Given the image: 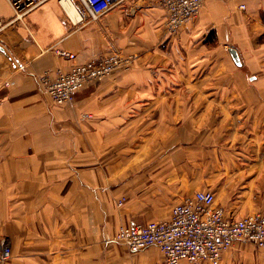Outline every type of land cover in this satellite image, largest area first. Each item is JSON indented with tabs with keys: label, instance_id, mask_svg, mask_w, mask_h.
<instances>
[{
	"label": "crops",
	"instance_id": "obj_1",
	"mask_svg": "<svg viewBox=\"0 0 264 264\" xmlns=\"http://www.w3.org/2000/svg\"><path fill=\"white\" fill-rule=\"evenodd\" d=\"M70 1L77 20L47 0L0 33L5 264H164L156 247L113 239L168 221L198 191L230 219L264 212V0H204L174 33L159 0H123L96 21ZM14 17L0 0V18ZM112 54L131 63L72 104L45 93L41 78ZM254 249L237 242L221 264H264Z\"/></svg>",
	"mask_w": 264,
	"mask_h": 264
},
{
	"label": "built area",
	"instance_id": "obj_2",
	"mask_svg": "<svg viewBox=\"0 0 264 264\" xmlns=\"http://www.w3.org/2000/svg\"><path fill=\"white\" fill-rule=\"evenodd\" d=\"M8 1L15 11V17L7 22L0 18V33L26 18L47 0ZM122 1L79 0L84 7V15L91 21L106 15ZM203 1L159 0L166 11L169 31L178 32L195 19ZM56 52L67 59L75 58L73 53L67 51ZM130 63L129 57L112 54L74 66L67 72L60 71L54 80L45 76L41 78V83L55 105H69L75 101L80 90L91 84L102 83L116 71L127 68ZM89 117L84 116L85 119ZM215 201L213 192L198 191L176 205L168 221L121 226L113 241L124 245L130 253L156 247L164 256V264H221L223 253L240 241L264 249V212L230 219L224 208L216 205ZM123 202L120 201L119 206ZM10 253L9 243L1 241L0 264L9 260Z\"/></svg>",
	"mask_w": 264,
	"mask_h": 264
},
{
	"label": "rangeland",
	"instance_id": "obj_3",
	"mask_svg": "<svg viewBox=\"0 0 264 264\" xmlns=\"http://www.w3.org/2000/svg\"><path fill=\"white\" fill-rule=\"evenodd\" d=\"M120 207V206H119ZM252 245V244H251ZM256 248L254 245H253V249ZM260 249V248H259ZM261 250V251H260ZM258 250V248L254 249V252L250 251L249 253H251L255 258H259L262 257L261 256V252L264 251V249H260ZM263 253V252H262ZM238 264H253L252 262H247L246 259L242 258L239 260ZM255 264H259L258 262H256Z\"/></svg>",
	"mask_w": 264,
	"mask_h": 264
},
{
	"label": "bare ground",
	"instance_id": "obj_4",
	"mask_svg": "<svg viewBox=\"0 0 264 264\" xmlns=\"http://www.w3.org/2000/svg\"><path fill=\"white\" fill-rule=\"evenodd\" d=\"M63 3L65 5V7L69 10V12L72 14L73 19L74 20H77L78 19V16L75 13V8H74L72 2H70L68 0H64Z\"/></svg>",
	"mask_w": 264,
	"mask_h": 264
},
{
	"label": "water",
	"instance_id": "obj_5",
	"mask_svg": "<svg viewBox=\"0 0 264 264\" xmlns=\"http://www.w3.org/2000/svg\"><path fill=\"white\" fill-rule=\"evenodd\" d=\"M230 52L233 55V59H234L235 63L237 65H241L237 52L234 49H231Z\"/></svg>",
	"mask_w": 264,
	"mask_h": 264
}]
</instances>
